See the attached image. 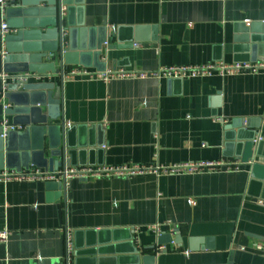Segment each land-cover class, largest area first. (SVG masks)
I'll list each match as a JSON object with an SVG mask.
<instances>
[{"label":"crops","instance_id":"0c3cea01","mask_svg":"<svg viewBox=\"0 0 264 264\" xmlns=\"http://www.w3.org/2000/svg\"><path fill=\"white\" fill-rule=\"evenodd\" d=\"M68 1V24L107 29L114 46L103 48L107 70L264 63V0ZM137 27L149 29L135 42ZM119 37L126 42L121 48ZM1 50L0 38V75L8 66ZM73 68L98 71L71 66L65 73ZM46 82L63 102L72 166L224 161L239 170L75 179L65 196L43 182L0 183V232L10 234L0 242V264H67V235L76 247L71 264H143L134 249L155 254L144 251L159 236L151 226L172 237L156 249L155 264H264V252L255 248L264 245V70L110 83L74 77L63 85L51 74ZM13 85L0 82V127L4 119L13 123L5 114L13 106L4 98ZM255 134L261 142L253 148ZM9 168L2 169L18 171Z\"/></svg>","mask_w":264,"mask_h":264},{"label":"water","instance_id":"95a60500","mask_svg":"<svg viewBox=\"0 0 264 264\" xmlns=\"http://www.w3.org/2000/svg\"><path fill=\"white\" fill-rule=\"evenodd\" d=\"M16 1L5 13L8 28L16 30L5 39L7 50L5 60L8 63L6 73H50L55 76L58 74L63 85L65 71L71 66L94 67L98 71L107 70L105 64L101 63L103 48L108 41L106 28L81 29L68 24L64 10L65 6L71 5L68 0H22L19 5ZM148 29L135 28L134 41L142 39V32ZM98 31L101 34L99 33V40L95 42L93 36ZM120 31L119 29L114 35L119 36ZM85 33L86 38L82 36L80 39L79 34ZM156 39L154 37L153 41ZM118 43L115 47L121 48L126 42L119 37ZM109 48L113 49L114 46L108 45L107 50ZM57 64H59V73L56 72ZM19 88L21 90H18ZM54 88L55 84L48 82L24 84L21 87L14 84L12 88H8L4 98L13 107L7 108L5 114L13 117V126H23L25 131L20 134L9 131L6 138L0 136V169L6 166L20 171L23 167L29 168L30 165H34L54 171L72 166L67 155L63 102L53 98ZM17 137L21 138L18 146L14 143ZM256 137L257 134L252 140L253 148ZM18 158L22 163L11 162ZM46 186L50 191H59L61 195L64 193V196L67 194L68 186L65 181L47 182ZM171 242V235L162 233L157 236L153 246L144 250L146 253L155 251V254L141 256L138 248L134 249V252L138 258L140 256L139 259L143 264H155L156 249ZM73 251L76 256L74 235ZM141 261L139 260V263Z\"/></svg>","mask_w":264,"mask_h":264},{"label":"built area","instance_id":"2783aa9c","mask_svg":"<svg viewBox=\"0 0 264 264\" xmlns=\"http://www.w3.org/2000/svg\"><path fill=\"white\" fill-rule=\"evenodd\" d=\"M15 0H0V12L2 22L0 25V38L2 41L1 55L5 59L7 56L6 37L13 33L6 23V10ZM109 45V41L105 46ZM264 70V63H211L204 66H170L159 68L155 71H126V70H106V71H89L84 68H73L64 74L65 79L74 77H83L90 80H101L110 83L115 80H162V79H183V78H204L213 75L220 77L240 76L244 74H257ZM51 74H38L26 72L21 74L4 73L0 75V82L6 88L8 84L23 85L29 82H46L50 79ZM7 108V107H6ZM5 108V109H6ZM1 137L6 138L9 131H15L17 127L9 124L7 119L1 123ZM261 137L257 136L254 143L258 144ZM221 169L229 171L239 170V166L235 163L221 162H187L174 165H155L150 167L139 165H125L117 167L109 166H70L65 169L54 171L41 170L39 168L30 167L23 171H15L9 169L0 170V183L6 184L10 182H62L65 181L67 186L72 180H97V179H132L137 176L155 175V176H183L196 175L201 173L217 172ZM157 235H160L158 226L149 227ZM136 233V231H135ZM9 231L0 232V242L6 243L9 239ZM256 250L264 252L263 244H256ZM164 247L158 249L163 250ZM73 236L67 235V264H71L73 253Z\"/></svg>","mask_w":264,"mask_h":264}]
</instances>
